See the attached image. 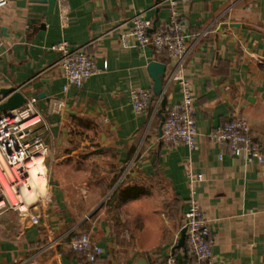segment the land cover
Returning a JSON list of instances; mask_svg holds the SVG:
<instances>
[{"label": "crops", "instance_id": "0c3cea01", "mask_svg": "<svg viewBox=\"0 0 264 264\" xmlns=\"http://www.w3.org/2000/svg\"><path fill=\"white\" fill-rule=\"evenodd\" d=\"M162 1L56 0L51 8L50 0H10L0 9V86L38 98L37 132L51 149L53 193L38 225L13 210L0 213V264H92L71 249V233H88L103 247L93 264L139 258L165 264L170 255L179 264H199L178 247L192 197L210 224L213 264H264V163H247L210 139L227 121L243 118L264 153V0H190L180 6L189 52L184 74L198 128L193 151L161 139L159 114L165 116L166 108L159 97L142 113L131 100L135 89L153 92L154 61L167 66L166 107L182 100L177 82L166 87L167 57L153 46L126 48L120 40L140 12L152 21V31L165 25L169 11ZM62 41L89 44L100 70L80 90L63 89L61 55L51 50ZM59 99L65 106L56 113ZM91 131L98 141L88 137ZM189 170L202 177L194 193ZM159 187L169 190L177 207L172 200H149ZM136 201L144 209L142 228L128 240L110 210ZM168 213L176 218L166 224L162 216Z\"/></svg>", "mask_w": 264, "mask_h": 264}, {"label": "built area", "instance_id": "2783aa9c", "mask_svg": "<svg viewBox=\"0 0 264 264\" xmlns=\"http://www.w3.org/2000/svg\"><path fill=\"white\" fill-rule=\"evenodd\" d=\"M9 1L0 0V9L6 7ZM187 2L190 0H163L161 5L167 7L169 21L154 31L152 21L144 16V12L136 14L130 20V30L124 32L120 40L126 48L153 46L158 54L169 60L171 71L166 87L177 82L182 100L166 107L161 139L170 145H185L193 151L196 148L198 128L192 85L184 74V64L189 52L186 24L180 11V6ZM88 46L89 44L74 47L67 41H62L51 47L52 51L61 55L59 64L66 78L63 87L65 92L71 87L82 89L100 71L88 53ZM131 100L135 112L142 113L153 100V92L150 89H135L131 92ZM162 101L163 97H159L157 102L161 104ZM37 104V97H27L21 108L0 115V213L16 211L33 225L40 223L39 212H47L53 201L47 166L51 149L37 132L42 123V114ZM64 106L62 99L56 100L53 112L61 113ZM210 139L226 148L232 156L247 163H264L262 148L254 140L249 122L243 118L227 121L210 134ZM187 174L194 193V183L201 181L202 177H196L190 170ZM30 195L33 196L31 201ZM183 228L186 229L187 253L199 264H213L214 240L210 224L199 201L193 197L184 213ZM50 235L53 233L50 232ZM54 245L55 241L48 247ZM70 246L75 253L92 264L104 252L103 247L88 233L76 236ZM165 264H178V261L174 255H170Z\"/></svg>", "mask_w": 264, "mask_h": 264}, {"label": "water", "instance_id": "95a60500", "mask_svg": "<svg viewBox=\"0 0 264 264\" xmlns=\"http://www.w3.org/2000/svg\"><path fill=\"white\" fill-rule=\"evenodd\" d=\"M16 1V0H11ZM56 0H50L51 8L53 3ZM18 4L22 5L24 2L20 3L17 1ZM234 27H240L239 24L233 25ZM149 71L154 80V88H153V99L156 97H163L162 101V109L164 110L168 104L167 98L164 95V80L167 72L166 64L160 63L158 61H154L151 63L149 67ZM27 101L26 95L19 90V88L12 86V85H5L0 86V115L5 114L9 111L21 108L25 105ZM160 117V126H159V135L162 137V125L165 120V116L162 111L159 114ZM185 240H186V229H182L181 238L179 240L178 247L184 248L185 247ZM131 264H148L146 259L139 258L135 260Z\"/></svg>", "mask_w": 264, "mask_h": 264}, {"label": "rangeland", "instance_id": "374dc122", "mask_svg": "<svg viewBox=\"0 0 264 264\" xmlns=\"http://www.w3.org/2000/svg\"><path fill=\"white\" fill-rule=\"evenodd\" d=\"M98 132H94V131H91L89 136L90 138L92 139H95L94 141H98V136H97ZM93 148L97 149L98 146H94ZM98 163H94L93 166L95 168H97L99 165H97ZM92 165L89 164V166H87L88 168L91 167ZM87 168V169H88ZM86 169V168H85ZM155 186L152 187V189H154ZM160 190H159V193H156V194H152L149 198V200L151 202H158L159 200L163 203L165 202V200L167 202H169L170 200L171 203L177 207L178 206V203L177 201L174 199L173 196H171V194L169 193V190L168 189H163L161 187H159ZM142 199V198H141ZM109 199H107V201L105 202H108ZM140 201H136L135 203L131 204V205H128V206H125L123 207V205H119L117 207V209H114V210H110L111 213L110 214H115L116 216V219H118L120 221V226H119V230L121 231L122 230V233L121 234H124L125 236H127L128 240H131V237L132 235L134 234V232L136 231V229H139L142 228V222H140V220L138 219L139 217V213L140 212H143V206L141 205V203H139ZM105 205V203H104ZM172 205V206H173ZM109 212V211H108ZM177 214V213H176ZM163 220L166 221V224H168L170 222V218L174 219L176 218V216H171L169 213H168V216H162ZM123 219H125V221H123ZM122 220V221H121ZM176 222H178V219H176Z\"/></svg>", "mask_w": 264, "mask_h": 264}, {"label": "trees", "instance_id": "16d2710c", "mask_svg": "<svg viewBox=\"0 0 264 264\" xmlns=\"http://www.w3.org/2000/svg\"><path fill=\"white\" fill-rule=\"evenodd\" d=\"M126 198V197H125ZM77 235H79L78 233H71V235H70V239H73L74 237H76ZM184 248H186V240H185V247ZM178 261V260H177ZM178 264H179V262H178Z\"/></svg>", "mask_w": 264, "mask_h": 264}, {"label": "bare ground", "instance_id": "6f19581e", "mask_svg": "<svg viewBox=\"0 0 264 264\" xmlns=\"http://www.w3.org/2000/svg\"><path fill=\"white\" fill-rule=\"evenodd\" d=\"M31 196V195H30ZM33 198V196H31L30 198H29V201H31L30 199H32Z\"/></svg>", "mask_w": 264, "mask_h": 264}]
</instances>
